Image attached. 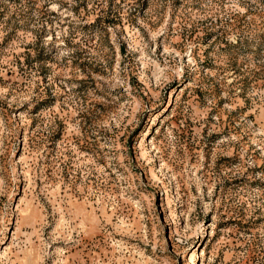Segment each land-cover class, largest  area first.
Instances as JSON below:
<instances>
[{"label": "rangeland", "instance_id": "374dc122", "mask_svg": "<svg viewBox=\"0 0 264 264\" xmlns=\"http://www.w3.org/2000/svg\"><path fill=\"white\" fill-rule=\"evenodd\" d=\"M0 264H264V0H0Z\"/></svg>", "mask_w": 264, "mask_h": 264}]
</instances>
